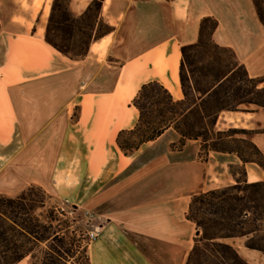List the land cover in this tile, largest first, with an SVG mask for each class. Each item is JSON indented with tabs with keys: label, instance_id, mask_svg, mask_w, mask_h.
Listing matches in <instances>:
<instances>
[{
	"label": "crops",
	"instance_id": "1",
	"mask_svg": "<svg viewBox=\"0 0 264 264\" xmlns=\"http://www.w3.org/2000/svg\"><path fill=\"white\" fill-rule=\"evenodd\" d=\"M53 1L0 0V196L40 187L47 200L81 213L99 232L85 246L89 264H187L199 238L188 216L193 195L264 181V169L235 152L204 157L202 140L181 144L173 125L129 154L118 134L137 125L133 100L143 84L158 81L184 98L182 47L200 41L206 19L216 21L211 41L230 50L250 80H264L257 1L101 0L78 59L46 42ZM93 1L67 5L79 18ZM217 127L250 131L230 137L264 153V106L223 110ZM223 241L248 263L264 264V253L242 237ZM30 257L11 264H34Z\"/></svg>",
	"mask_w": 264,
	"mask_h": 264
},
{
	"label": "trees",
	"instance_id": "2",
	"mask_svg": "<svg viewBox=\"0 0 264 264\" xmlns=\"http://www.w3.org/2000/svg\"><path fill=\"white\" fill-rule=\"evenodd\" d=\"M100 4L101 0H94L86 14L76 18L70 13L67 0L65 4L60 3V0H54L47 25L46 42L70 58L78 59L83 57L86 54L89 42L82 52L74 53L73 55L71 54L73 50L68 45L61 44L51 37V23L55 13L58 11L61 13L62 18V22L59 23L60 28L64 31V24L72 21L78 22V19L89 17L93 5L96 6L97 12ZM258 9L264 22V14L259 5ZM96 12L93 15V22L90 24V39L93 35L92 29L95 23ZM209 21L211 22V27L208 31L206 24ZM215 27L216 21L214 19H206L202 24L200 41L196 44L182 47L183 57L180 77L184 93L183 99L175 100L171 92L158 81H150L142 85L133 100L134 105L140 112L139 121L134 128L122 130L117 138L119 146L126 154L134 152L143 143L154 140L168 127L173 125L181 134V144H184L186 139H201L203 144L202 154L206 148L207 152L209 150L235 152L244 162H256L264 169L262 161L248 156L240 148L228 147L222 141L223 137L249 134L250 131L239 128L221 130L217 127V119L221 111L238 110L239 104L233 105L230 99L241 97L238 90H233L232 93L227 89L222 93L221 88L227 81L233 78L238 68H242L246 78L250 80L246 75L244 67L239 66L234 60L233 62H229L223 71L213 74L212 80L205 81L204 83V80L201 81L199 78V72L193 68L194 63L188 56L189 51L205 47L208 45V42L212 43L215 48H220L210 39V33ZM206 34H208L209 41L206 40ZM244 102L240 100V103ZM250 102L264 106L263 102L253 100ZM125 135L128 136L126 137ZM239 139L250 144L258 155L264 156V153L252 141L245 138ZM33 188L30 187L25 190L18 198L0 196L3 197L0 199L11 201L10 207L12 209L13 207L15 209L21 206L24 207L25 202H39L41 205H44V200L37 201L34 198H27L28 193ZM15 212L16 210H13L12 214H9L7 210L0 208V219H9L11 223H18L17 218L13 216ZM188 216L196 222L199 238L189 255L187 264H250L231 244L221 239L244 237L252 233H259L264 229V181L237 183L196 193L192 197ZM18 225H20L22 235L29 240L32 239L34 242H39L52 237L54 242H58L51 247V252H45L41 264H60L62 259H64V254L73 256L72 253L75 249L68 246L71 242L66 244V239L61 238L57 232L53 233L50 237L45 238L42 236L44 239H41L36 236L38 233L32 227H23L22 224ZM7 233V230L0 223V238L6 239ZM259 238V241L249 238L245 242V245L248 248L258 249L264 253V236ZM202 242L204 245L200 244ZM76 246L78 249H85V246L79 240ZM34 249L28 248L22 250V247L16 244L10 248L8 247V251L14 250L16 256L7 264L19 261L29 254L33 255Z\"/></svg>",
	"mask_w": 264,
	"mask_h": 264
},
{
	"label": "rangeland",
	"instance_id": "3",
	"mask_svg": "<svg viewBox=\"0 0 264 264\" xmlns=\"http://www.w3.org/2000/svg\"><path fill=\"white\" fill-rule=\"evenodd\" d=\"M261 11L264 14V0H256ZM66 0H60V3L65 4ZM54 3V1H53ZM53 6V5H52ZM96 12V6L93 5L90 15L84 19H78V22H70L63 25L64 31L61 30L60 24L62 22L61 13L58 11L55 13L54 19L51 23V37L61 43L68 45L73 51L71 54L82 52L91 36L90 24L93 22V15ZM49 22V21H48ZM83 27V29L81 28ZM211 22H207L206 29L209 31ZM106 29L105 27L101 28ZM100 32V31H99ZM98 32V33H99ZM206 40H208V34H206ZM188 56L194 63V69L199 72V78L205 83L213 79V74L223 71L229 62L234 61L233 54L228 49L215 48L212 43L208 42V45L201 47L197 50L189 51ZM192 68V67H191ZM264 80L250 81L246 78L244 70L238 68L233 78L227 81L221 88L222 93L229 89L238 90L241 97L231 98L230 102L233 105H241L250 103L254 106H261L259 104L250 102L251 100L264 103ZM233 93V92H232ZM241 98V99H240ZM240 100L245 101L240 103ZM126 137L128 135H125ZM228 147L240 148L248 156L258 159L264 163V156L258 155L252 146L246 142H243L239 137H223V140ZM209 152L207 148L203 151V156L206 157ZM233 170L235 172H242L243 167L240 165H234ZM3 198V197H0ZM27 198H34L35 200H44V205L41 203H24V207L13 209L10 207L11 201L6 199H0V208L8 211L12 214L13 210L16 212L13 214L17 218L18 223H11L9 219H0V223L5 230H7L6 239L0 238V264L9 263L16 255L14 250L8 251V247H12L14 244L22 247V250L28 248H35L30 260L34 264H41L42 258L45 256V252H51V247L58 242H54L52 237L53 233L57 232L61 238L66 239V244H69L70 248H74L73 256H67L64 254V259L60 264H89L88 257L84 248H77L78 240L84 246L88 243L86 241V233L88 232L89 221L74 208L69 207L63 209L58 202H52L47 200L45 192L40 187H34L27 195ZM47 200V201H46ZM32 207V208H31ZM23 227H32L37 231L39 238L44 239L42 236L50 237L48 240L33 241L27 239L21 233L20 225ZM264 227V226H263ZM264 236V229L259 233H252L248 236L242 237L245 242L252 238L254 241H259V237ZM223 241V239H221ZM204 245V243H200ZM12 249V248H11ZM262 252V251H261ZM263 253V252H262Z\"/></svg>",
	"mask_w": 264,
	"mask_h": 264
},
{
	"label": "built area",
	"instance_id": "4",
	"mask_svg": "<svg viewBox=\"0 0 264 264\" xmlns=\"http://www.w3.org/2000/svg\"><path fill=\"white\" fill-rule=\"evenodd\" d=\"M85 236H86V241L90 243L98 238L99 232L97 228H94L92 230H88Z\"/></svg>",
	"mask_w": 264,
	"mask_h": 264
}]
</instances>
